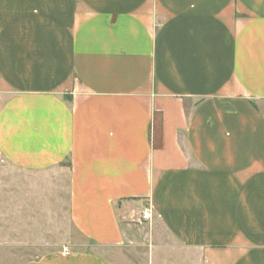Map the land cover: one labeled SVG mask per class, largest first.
Listing matches in <instances>:
<instances>
[{
    "label": "crops",
    "instance_id": "0c3cea01",
    "mask_svg": "<svg viewBox=\"0 0 264 264\" xmlns=\"http://www.w3.org/2000/svg\"><path fill=\"white\" fill-rule=\"evenodd\" d=\"M0 162L65 172L95 250L16 264H118L142 225L264 264V0H0Z\"/></svg>",
    "mask_w": 264,
    "mask_h": 264
},
{
    "label": "rangeland",
    "instance_id": "374dc122",
    "mask_svg": "<svg viewBox=\"0 0 264 264\" xmlns=\"http://www.w3.org/2000/svg\"><path fill=\"white\" fill-rule=\"evenodd\" d=\"M1 166L0 262L22 263L65 250L95 252L68 217L64 171L30 175ZM98 253L118 264H201L199 252L179 247L157 226H139L123 246Z\"/></svg>",
    "mask_w": 264,
    "mask_h": 264
},
{
    "label": "built area",
    "instance_id": "2783aa9c",
    "mask_svg": "<svg viewBox=\"0 0 264 264\" xmlns=\"http://www.w3.org/2000/svg\"><path fill=\"white\" fill-rule=\"evenodd\" d=\"M150 216V209L149 207H146L141 214V218L142 220L146 221L150 219Z\"/></svg>",
    "mask_w": 264,
    "mask_h": 264
}]
</instances>
